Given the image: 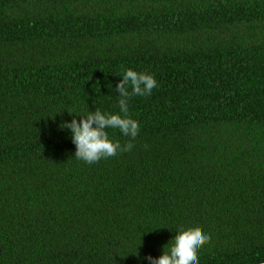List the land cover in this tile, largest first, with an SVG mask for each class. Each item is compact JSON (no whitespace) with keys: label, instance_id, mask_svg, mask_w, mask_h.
<instances>
[{"label":"trees","instance_id":"16d2710c","mask_svg":"<svg viewBox=\"0 0 264 264\" xmlns=\"http://www.w3.org/2000/svg\"><path fill=\"white\" fill-rule=\"evenodd\" d=\"M127 68L158 82L132 149L76 159L60 124ZM178 226L264 264V0H0V264H149Z\"/></svg>","mask_w":264,"mask_h":264},{"label":"clouds","instance_id":"9594fccd","mask_svg":"<svg viewBox=\"0 0 264 264\" xmlns=\"http://www.w3.org/2000/svg\"><path fill=\"white\" fill-rule=\"evenodd\" d=\"M118 75L122 79L111 87L118 93L119 111L97 108L95 111L79 114L67 110L73 118L60 124L62 130L71 132L72 142L76 145L75 158L78 160L92 164L115 156L118 152L130 151L133 147L131 142L122 146L118 140L109 136L108 130L118 129L122 135L135 139L139 134L140 124L129 114V99L133 95H150L158 82L154 75L138 72L133 68H127ZM107 86L109 87V83ZM210 239L208 233L198 228L178 226L176 235L170 240V246L165 245L159 257L148 255L141 259L147 260L149 264H199V252Z\"/></svg>","mask_w":264,"mask_h":264}]
</instances>
